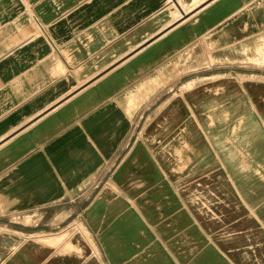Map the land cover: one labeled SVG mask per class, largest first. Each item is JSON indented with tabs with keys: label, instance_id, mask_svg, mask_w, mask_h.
<instances>
[{
	"label": "crops",
	"instance_id": "obj_1",
	"mask_svg": "<svg viewBox=\"0 0 264 264\" xmlns=\"http://www.w3.org/2000/svg\"><path fill=\"white\" fill-rule=\"evenodd\" d=\"M263 42L264 0H0V264H264Z\"/></svg>",
	"mask_w": 264,
	"mask_h": 264
},
{
	"label": "bare ground",
	"instance_id": "obj_2",
	"mask_svg": "<svg viewBox=\"0 0 264 264\" xmlns=\"http://www.w3.org/2000/svg\"><path fill=\"white\" fill-rule=\"evenodd\" d=\"M264 43V42H263ZM264 45V44H263ZM262 46V45H261ZM259 49H260V46L258 47ZM244 50V49H243ZM264 52V51H263ZM258 53H259V51H258ZM260 55V54H259ZM245 57V56H244ZM249 57V56H248ZM233 58V57H232ZM243 58V57H242ZM241 58V59H242ZM264 58V57H263ZM239 59H240V57H239ZM248 60V59H247ZM263 61V60H262ZM248 62V61H247ZM253 62H255V61H253ZM261 62V61H260ZM264 62V61H263ZM262 66H264V65H262ZM256 77V76H255Z\"/></svg>",
	"mask_w": 264,
	"mask_h": 264
}]
</instances>
